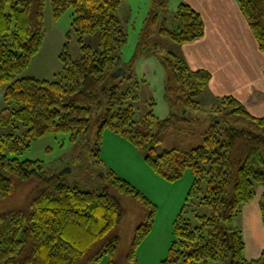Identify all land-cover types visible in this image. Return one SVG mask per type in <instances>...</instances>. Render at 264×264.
<instances>
[{"label": "trees", "instance_id": "1", "mask_svg": "<svg viewBox=\"0 0 264 264\" xmlns=\"http://www.w3.org/2000/svg\"><path fill=\"white\" fill-rule=\"evenodd\" d=\"M50 1L55 19L73 10L72 26L83 50L80 59L66 51L61 54L64 69L59 80L22 75L46 36L47 0H0V89L6 87L7 104L0 111V202L20 187L34 184L23 207L0 214V264H96L105 255L108 264H120L118 230L128 213L123 198L132 199L148 216L135 228L126 256L127 264H139L136 251L153 228L156 206L136 186L109 171L101 190L86 191L64 184L39 160L10 155L49 133L86 135L95 121L100 139L103 129L110 128L138 149H148L146 161L158 173L166 175L173 169L171 177L176 178L187 168L193 172L185 208L174 223L169 254L160 264H264V250L248 259L243 232L229 225L254 199L258 185L263 187L264 222V114L254 115L232 95L221 96L202 145L158 154L155 144L160 136L144 131L148 123L136 120L134 106L127 103L137 96L131 90L120 94L112 83L114 72L122 68L117 52L126 41L117 15L123 0ZM237 1L264 52V0ZM169 2L153 0L159 7ZM177 15L179 27L162 28L175 43L205 35L204 19L190 4L180 3ZM97 31L99 48L94 50L83 38ZM162 60L173 115L179 117L180 106L185 114L201 109L198 97L207 89L211 72L192 69L172 51ZM154 118L150 114L151 122ZM170 122L165 120L163 126ZM195 203L213 210L212 215L195 213L197 224L184 215Z\"/></svg>", "mask_w": 264, "mask_h": 264}, {"label": "rangeland", "instance_id": "2", "mask_svg": "<svg viewBox=\"0 0 264 264\" xmlns=\"http://www.w3.org/2000/svg\"><path fill=\"white\" fill-rule=\"evenodd\" d=\"M182 1L170 0L167 7H159L153 0H123L117 12L126 34V41L117 52L118 61L123 68H128V72L115 77L112 83L117 85L120 94L131 90L137 96L127 103L134 106L136 120L148 123L143 130L160 136L161 140L155 144L158 154L170 149L189 151L202 145L205 132L213 120L212 110L219 104L208 89L198 97L201 109H190L185 114V108L180 106V118L173 115L162 58L174 51L175 41L165 35L162 28L175 30L179 27L177 10ZM72 13L73 10L69 9L55 19L51 1L47 0L45 39L22 75L59 80L64 69L61 54L66 51L73 59L82 57L80 36L72 26ZM99 41V31L83 38V43L94 50H98ZM5 88L0 89V111L7 105L4 101ZM150 114L155 116L152 122ZM167 119L171 122L164 127ZM99 131L100 125L95 121L86 135L76 138L69 132L49 133L33 140L23 152L10 155L21 160H39L47 172L58 174L64 184L86 191L101 190L108 183L109 171L128 180L156 206L153 228L136 251L138 263L160 264L169 254L174 240V223L185 208L194 179L193 172L187 168L176 178L171 177L173 169L166 171V175L160 174L146 161L148 149H138L110 128L103 129L100 139ZM33 188V183L20 187L9 199L0 202V214L23 207ZM122 201L128 213L118 230L121 240L118 261L127 264L126 256L134 230L141 223H146L148 216L132 199L123 198ZM197 205L186 207L187 213L184 214L195 224L198 223L195 213H213L211 207ZM238 219L235 217L229 225L239 226ZM96 264H108V256L105 255ZM214 264L220 263L214 261Z\"/></svg>", "mask_w": 264, "mask_h": 264}, {"label": "crops", "instance_id": "3", "mask_svg": "<svg viewBox=\"0 0 264 264\" xmlns=\"http://www.w3.org/2000/svg\"><path fill=\"white\" fill-rule=\"evenodd\" d=\"M199 11L205 35L193 42L175 43L172 52L184 57L194 69L211 72L208 89L216 98L232 95L254 115L264 114V52L249 27L237 0H183ZM257 186L254 199L245 204L239 226L245 241V256L255 259L264 250V222Z\"/></svg>", "mask_w": 264, "mask_h": 264}, {"label": "water", "instance_id": "4", "mask_svg": "<svg viewBox=\"0 0 264 264\" xmlns=\"http://www.w3.org/2000/svg\"><path fill=\"white\" fill-rule=\"evenodd\" d=\"M126 72L125 68H119L114 72V76H120Z\"/></svg>", "mask_w": 264, "mask_h": 264}]
</instances>
